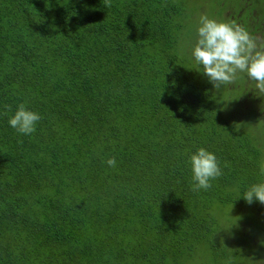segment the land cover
Returning a JSON list of instances; mask_svg holds the SVG:
<instances>
[{
  "label": "trees",
  "instance_id": "1",
  "mask_svg": "<svg viewBox=\"0 0 264 264\" xmlns=\"http://www.w3.org/2000/svg\"><path fill=\"white\" fill-rule=\"evenodd\" d=\"M235 2L0 0V264L252 258L264 205L243 196L264 181V119L191 57L199 16L241 23ZM22 103L42 117L31 135L8 123ZM201 147L224 174L193 192Z\"/></svg>",
  "mask_w": 264,
  "mask_h": 264
},
{
  "label": "clouds",
  "instance_id": "2",
  "mask_svg": "<svg viewBox=\"0 0 264 264\" xmlns=\"http://www.w3.org/2000/svg\"><path fill=\"white\" fill-rule=\"evenodd\" d=\"M196 34L191 57L201 69L199 73L207 78L213 89L234 85L243 74L250 81L254 96L264 98V37L253 36L235 20L218 21L206 13L199 16ZM261 111L264 112V105L261 106ZM41 119L38 112L28 109L22 103L8 123L18 133L31 135ZM241 125L235 123L234 128L240 129ZM106 164L114 168L117 161L115 157H111ZM189 164L193 192L209 190L212 187L211 181L224 174L217 156L203 147L190 156ZM224 167H228L226 162ZM260 171L264 175V163L261 164ZM243 199L249 205L254 202L264 205V181L251 184ZM261 245L264 246V241H261ZM221 246H224L223 240ZM231 259L230 257L226 264H230ZM255 264H264V260L256 261Z\"/></svg>",
  "mask_w": 264,
  "mask_h": 264
},
{
  "label": "rangeland",
  "instance_id": "3",
  "mask_svg": "<svg viewBox=\"0 0 264 264\" xmlns=\"http://www.w3.org/2000/svg\"><path fill=\"white\" fill-rule=\"evenodd\" d=\"M218 4H223L226 8H230V5H231V8H237L238 4L237 2H235V0H218ZM241 4H243L242 6V10L240 11V13L237 14V19H241V20H245V17L247 15H250L252 19H257L259 20V22H263L264 23V14H263V11H264V0H241ZM251 5H253V7L255 8L254 10H252L251 12L253 13H248L250 12V9H251ZM215 10V7L213 9V11ZM227 14L226 15H230V16H236L235 15V11L233 10H230V11H227L226 12ZM259 13L261 15H259ZM257 36H261V37H264V25L262 26V29L260 32H257ZM244 80H245V76H243V74H241V78L237 80V82L235 84H243L244 83ZM234 84V85H235ZM250 87V84H249V81H247V84L244 85L243 88V91L242 92H239L238 90H236L237 92H239L238 94H241L240 96L244 99H246L248 101V98L246 97V95H249V93L247 94H243L245 93V90L247 88ZM232 91V90H231ZM234 91V90H233ZM232 91V92H233ZM250 106H251V103H250ZM252 107V106H251ZM260 120L264 119V114H262L260 117H259ZM225 211H229V214H227V217L229 219H234L233 217V214H231L230 210H225ZM254 224L256 226H261L262 223L256 219H254ZM247 228V227H246ZM246 230L249 231V229L247 228ZM241 235H242V239H243V243H244V246L246 247H249L250 243L253 242V240L251 239V237L246 233V231H243V232H240ZM260 236V234L258 235V237ZM258 240V238H257ZM256 242H254L253 244H257L256 245V251H254L252 248L250 249V251H246V254L244 256H246V258L248 257H252L254 260L256 259V255H263L264 254V246L261 245V241H264V233L261 234L260 236V239ZM264 258V256H263Z\"/></svg>",
  "mask_w": 264,
  "mask_h": 264
},
{
  "label": "flooded vegetation",
  "instance_id": "4",
  "mask_svg": "<svg viewBox=\"0 0 264 264\" xmlns=\"http://www.w3.org/2000/svg\"><path fill=\"white\" fill-rule=\"evenodd\" d=\"M239 24L246 27L253 36H257V32H260L262 29V26L264 25L263 22H259V20L257 19H252L250 15H247L245 17V20H241V23ZM247 81L248 80L245 77L244 83L242 85H246ZM249 84H250V81H249ZM247 93H249L248 96L251 97L253 100V103H251V106H252V109H254L255 114L257 115L259 112L261 113V115L264 114V112L261 111V106L264 105V98L255 97L250 87L245 90L244 95ZM263 256L264 254L259 255L255 260H252V258L247 259V262H245L244 264H255L256 261L264 260Z\"/></svg>",
  "mask_w": 264,
  "mask_h": 264
}]
</instances>
